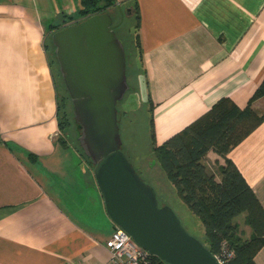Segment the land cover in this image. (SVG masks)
Here are the masks:
<instances>
[{
	"label": "crops",
	"instance_id": "crops-1",
	"mask_svg": "<svg viewBox=\"0 0 264 264\" xmlns=\"http://www.w3.org/2000/svg\"><path fill=\"white\" fill-rule=\"evenodd\" d=\"M129 1L139 6L158 144L220 98L249 103L264 78V0ZM75 4L0 0V264H110L115 223L93 170L58 139L46 38L50 25L75 21ZM252 106L262 113L264 96ZM227 157L264 207V120ZM205 161L213 168L225 157L210 149ZM255 261L264 264V248Z\"/></svg>",
	"mask_w": 264,
	"mask_h": 264
},
{
	"label": "water",
	"instance_id": "water-1",
	"mask_svg": "<svg viewBox=\"0 0 264 264\" xmlns=\"http://www.w3.org/2000/svg\"><path fill=\"white\" fill-rule=\"evenodd\" d=\"M122 20L114 23L110 12H99L51 34L80 127L79 144L93 162L107 213L138 245L169 264H222L169 204L160 203L155 187L122 149L117 104L131 87L125 46L115 30Z\"/></svg>",
	"mask_w": 264,
	"mask_h": 264
},
{
	"label": "trees",
	"instance_id": "trees-1",
	"mask_svg": "<svg viewBox=\"0 0 264 264\" xmlns=\"http://www.w3.org/2000/svg\"><path fill=\"white\" fill-rule=\"evenodd\" d=\"M78 1L74 22L109 11L116 5V0ZM131 10L134 19L131 41L134 44L122 39L127 54V72L130 59L136 60L135 64L139 63L143 53L137 1L132 2ZM61 27L60 23L52 24L49 31L54 32ZM115 30L118 32L117 27ZM260 96H264V78L245 107H240L229 97L220 98L207 112L161 144L157 143L155 136L154 103L149 95L147 99L152 152L181 200L204 224L205 238L201 241L213 254L221 256L224 249L232 252L231 256L223 258L222 264H257L255 256L264 248V207L236 164L227 157L229 151L264 120V111L259 113L252 106V102ZM68 98L70 96L65 98L58 92L61 131L58 139L63 144L69 141L67 129L71 125ZM76 140L74 144L93 170V162L84 153L78 137ZM210 149L225 157V163L217 166L218 172L205 161ZM164 202L160 198V203ZM240 214H244V223L251 229L249 236L243 235L240 222L236 221ZM150 259L151 264H169L156 255H150Z\"/></svg>",
	"mask_w": 264,
	"mask_h": 264
},
{
	"label": "rangeland",
	"instance_id": "rangeland-1",
	"mask_svg": "<svg viewBox=\"0 0 264 264\" xmlns=\"http://www.w3.org/2000/svg\"><path fill=\"white\" fill-rule=\"evenodd\" d=\"M75 1V10L77 11L79 8V2L78 0ZM131 5L132 1L116 0V5L110 7L108 11L112 15L114 23L119 22L123 16L121 24L117 26L118 32L116 33H118L121 40L123 39L125 42L127 41L130 43L132 42L131 32L133 31L132 26L134 24V19L131 16ZM128 9L130 10L129 14L127 13ZM46 42L48 44L49 58L52 60L55 81L58 85L57 90L59 94L67 98L69 95L62 79V75L59 74V64L54 53V45L51 40V35L46 38ZM133 60V58L132 60L130 59L127 72V79L131 87L126 91L124 98L119 102V106L117 105L118 115L120 116V118L118 117L120 135L123 142L122 144L124 145V148L122 149L133 165L138 168L140 172L137 171L142 177L155 187L159 201L161 198L165 201L164 203L169 204L181 219L184 227L198 239L204 240V224L181 200L173 183L167 179L152 152L147 88L145 86L144 76L142 75V67L138 62L135 64L136 60ZM72 105L71 99L68 98L67 109L70 112L71 119L70 128L67 129L68 140L76 144L80 128L76 125L77 123L73 116ZM213 169L218 172L217 166L214 165ZM236 221L240 222L245 237L251 233L250 227L244 223V214H240L236 218Z\"/></svg>",
	"mask_w": 264,
	"mask_h": 264
},
{
	"label": "built area",
	"instance_id": "built-area-1",
	"mask_svg": "<svg viewBox=\"0 0 264 264\" xmlns=\"http://www.w3.org/2000/svg\"><path fill=\"white\" fill-rule=\"evenodd\" d=\"M106 246L111 252L110 264H151L150 255L152 254L138 245L132 236L117 224L106 241ZM231 255L230 250L224 249L221 256H217L223 263V258Z\"/></svg>",
	"mask_w": 264,
	"mask_h": 264
}]
</instances>
